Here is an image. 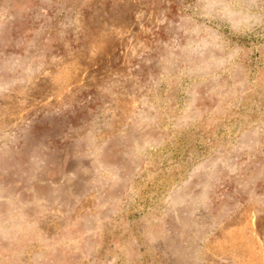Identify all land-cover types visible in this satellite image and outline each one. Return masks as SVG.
I'll return each mask as SVG.
<instances>
[{"label":"rangeland","instance_id":"1","mask_svg":"<svg viewBox=\"0 0 264 264\" xmlns=\"http://www.w3.org/2000/svg\"><path fill=\"white\" fill-rule=\"evenodd\" d=\"M0 264H264V0H0Z\"/></svg>","mask_w":264,"mask_h":264}]
</instances>
